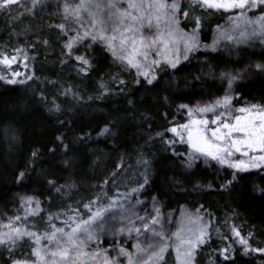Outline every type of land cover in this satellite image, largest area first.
<instances>
[{"label": "trees", "instance_id": "1", "mask_svg": "<svg viewBox=\"0 0 264 264\" xmlns=\"http://www.w3.org/2000/svg\"><path fill=\"white\" fill-rule=\"evenodd\" d=\"M74 2L22 0L0 13V50L27 52L33 67L22 83L0 80V226L13 222L49 233L55 218L76 214L86 220L90 209L84 206L90 204L103 212L107 229L90 246L112 248L123 245L128 234L119 229H127L141 210H158L156 232L169 237L189 212L201 216L208 232L194 264H264V252L253 250L264 248V168L240 172L207 157H195L189 167L192 152L170 131L197 115L198 105L221 97L230 96L235 107L264 105V69H251L264 65V5L233 19L205 11L222 21L210 26L212 38L199 37L208 47L173 69L166 66L163 75L156 71L151 80L119 64L100 39L84 51L91 67L82 71L86 65L67 47L78 33L60 27L65 6ZM219 27H232L228 36L236 51L210 43ZM231 72L238 75L229 93L224 76ZM27 197L34 200L26 204ZM152 218L143 222L151 225ZM144 223L135 221L140 232L134 229L132 239L159 247L163 238ZM173 240L159 264H175ZM34 248L24 238L14 246L0 243V264H35Z\"/></svg>", "mask_w": 264, "mask_h": 264}, {"label": "snow or ice", "instance_id": "2", "mask_svg": "<svg viewBox=\"0 0 264 264\" xmlns=\"http://www.w3.org/2000/svg\"><path fill=\"white\" fill-rule=\"evenodd\" d=\"M16 0H0V8H7L9 5L15 3ZM37 0H33L35 4ZM200 2V0H196ZM264 2V0H261ZM203 5L208 6L212 5L216 8H243L245 6L246 0H202ZM255 7V3L252 5ZM107 9L104 11L103 9ZM130 9H140L139 14H133L129 12ZM128 8H121L117 0H106L105 5L99 3H88L84 2L79 5L76 9H73V14L76 16L80 15V10L83 9L91 17H93L92 24L95 31L90 32L87 29L84 31V36L92 38H101L103 41H106L110 48L113 50L114 55H119L116 52V36L109 35V33H114V29L111 27L113 23V18H117L116 22L123 23L125 19H130L133 22H137L141 17L149 19V14L153 13L155 8V14L152 16V19L155 20L156 24H160L163 21L165 25V31L160 34L159 38H152L147 45L143 43L144 38L141 36L140 41H136L135 38H132V33L135 32L134 27H129L126 29L129 37H121V46L125 42L131 43V51L128 55H122L119 58L127 60L129 64L133 67H136L139 72L143 65L140 63L141 59H146L148 56L147 48H150L153 44H162L165 49L168 48L170 42L175 40H183L186 45V51H191L199 46L198 37L195 34L196 29H193L192 34L185 32L179 27V19L177 18V13L180 10L179 0H172V2H157L155 5L149 3L147 5L133 3L132 0H128ZM65 10H68V6H65ZM184 17L188 16V11L182 13ZM199 21V17H195ZM264 20V17L259 18ZM199 25H197L198 27ZM61 28H64V25H60ZM261 28L264 29V25H261ZM131 38V39H129ZM80 39L79 33L76 37H73L72 40L68 43L67 47L69 53L72 51L73 44ZM140 44V48L145 49L143 52L136 47V44ZM205 47H208L205 45ZM139 57V59H138ZM26 58V57H25ZM185 58L187 56L185 55ZM77 60L83 62L86 67L82 71H88L91 67V62L85 56H77ZM8 60H4V63H8ZM171 66L174 68L179 62L178 60H169ZM150 64L158 65L159 61L153 60ZM258 68H264V65H256ZM143 75L148 76L149 71L145 70ZM156 75L152 73L151 80H155ZM237 79L233 76L229 80V87H231L232 81ZM149 80V83H151ZM15 83V81H12ZM231 97L225 96L222 100H217L214 103L207 104L204 106L198 107L199 112H210L223 104L227 106L230 103ZM59 107L58 105L56 106ZM181 107L187 108V105H182ZM257 106L253 105L251 108H240L241 113H247V115H237L233 118V122L229 123L227 119H221V115L215 117V123L218 125L213 127L211 130L207 128L209 121L207 119L203 120H192L187 124L181 125L179 127L183 128L187 133V141L191 144L194 152L189 154V159L186 162L189 167H191L192 161L195 159L197 154H204L205 156L212 157L221 164H227L233 168L239 170H247L249 168H259L261 167L260 162H264V110L253 111ZM189 111H193L189 109ZM223 115V113H222ZM104 131H108L107 126ZM170 131L176 133L181 141L184 140V135L178 131L177 127H173ZM158 135H162L158 133ZM169 144L176 143L175 140H169ZM243 153L247 157V161L244 159L232 160V154L234 153ZM260 153V155H257ZM20 176L23 177L24 173H20ZM236 179L233 175V180ZM147 177H145V183H147ZM230 184L231 181H228ZM227 186V185H225ZM143 188V185H140ZM133 191H136L134 189ZM116 199V198H114ZM34 200V197H27L25 200L26 204H30ZM85 208H91L92 205L88 204L84 206ZM32 212H36L37 209H31ZM78 214V211H77ZM160 213L157 210V216L151 219V225L149 223H144L142 226L145 229H150L154 236L162 237V243L158 247V251H153L151 256L148 257L149 260H152L153 257L156 260H162L164 253L169 247L168 241L171 237L167 236L163 231L157 233L154 225L160 224V220L157 219ZM16 220H19L20 217H16ZM51 219V217H50ZM73 221V225L67 226L66 228H55L53 226V231L51 233H45L43 237L40 234L32 231H28L26 228L22 229L16 227L12 229L7 236L0 233V243L5 241L11 245H15L18 240H22L25 236L33 237L36 239L37 244L43 238H46L48 245L43 248L37 247L35 252L36 262L35 264H87V261L103 254L104 261L103 264H119L118 259L109 258L107 256L106 250H100L95 253L87 251V241H96L99 243L100 235L105 232L107 229L105 227L106 221L104 219L103 212L100 209H97L85 220L80 218L77 221V217L73 216L70 218ZM202 218L200 216L196 217V221L199 222ZM11 228V225H8ZM163 225H161V228ZM120 232L126 231V229H119ZM131 231V230H127ZM136 232H140L139 228L135 229ZM191 233V229H189ZM183 229H178L172 235L176 238L175 251L177 253V258L180 260V264H194L195 250L200 247L201 244L206 242L208 237L207 224H203L199 227L197 232L191 233L189 237H185L183 234ZM234 234L240 238V243L247 246L246 251L251 249L249 241L240 235L238 229L234 228ZM251 235V233H249ZM194 237V238H192ZM152 246L149 245V248ZM137 252H147L148 249H144L139 241L136 244ZM256 252H264V248H255L253 249ZM118 252L124 254L128 258V264H133V254L123 247L117 249ZM224 252L227 253L228 249H224ZM13 264H28L27 261H14Z\"/></svg>", "mask_w": 264, "mask_h": 264}, {"label": "rangeland", "instance_id": "3", "mask_svg": "<svg viewBox=\"0 0 264 264\" xmlns=\"http://www.w3.org/2000/svg\"><path fill=\"white\" fill-rule=\"evenodd\" d=\"M20 1H22V0H16L15 3L9 5L7 8H0V13L12 10L14 8V6H16L17 3H19ZM74 1H75L74 3L69 4V7H68L69 11L66 14H64V16H65V20L63 22L65 24L64 26L66 27V29L68 31L71 30L73 32L80 33L81 36H83L85 29H87L90 32H94L95 29H94V26L92 24L93 17H91L83 9L80 10V15L76 16L73 14V9H76L79 5H81L84 2L99 3L103 6L106 4V0H74ZM117 2L119 4V7L128 8V0H117ZM132 2L137 3V4H144V5L151 3V4L155 5L157 2H161V0H132ZM162 2L170 4L172 2V0H162ZM179 3H180V10L177 13V18L180 21L179 27L189 34H192L193 29H196L195 34L198 37L199 46L197 48L191 50V51H186L187 45L183 40H175V41L170 42L167 49H165L162 44H153L150 48H147V52H148L147 58L140 60V63L143 65V67H141L139 72L137 71L136 67H133L131 64H129L127 60H123V59L119 58L122 55H128L129 52L131 51V47H132L131 43L125 42L123 44V47L121 46V37L122 36L123 37H129V34L126 31L127 28L134 27L135 32L132 33V38H135V40L139 42L140 38L142 36L144 38L143 43L145 45H147L152 38L158 39L160 34L165 31V25H164L163 21H161L160 24H156L155 20L152 19V16H154V14H155V8H154L153 13L149 14V19H151V23H149L148 19H145L143 17H141V19L137 22H133L130 19H125L123 21V23L116 22L117 18H113V23H112L111 27L114 29V33H109V35L114 34L116 36V40L114 41V43L116 44V52L119 53V55L113 54V50L110 48L109 44L106 41H103L101 38H95L94 39L91 36H89L87 38H81L80 37V39L73 44V46H74V48L72 49L73 54L76 57L79 56L77 54L78 52H76V51L80 48L83 51V52H81L80 56H84L85 55L84 51L91 50V46L95 42V40L100 39L104 43L105 47H107V49L110 52V54L112 55V57L115 58L119 64H121L123 66L133 67L136 69L138 74L140 73L139 75L141 77L151 79L152 73H155L156 71H158V73L162 74V75L167 73L166 72V70H167L166 66H169L173 69L171 64L168 62L170 59L171 60H178L179 62L176 64V66H178L182 61L189 58L190 54L194 53L195 50H197L199 47L203 48V50H205V48H206L205 43L202 44L199 40V37L202 39H208L209 37L212 38V35L209 34L210 26L222 22L221 18L219 19L218 16H216L214 14H210V13L205 12V11L212 10L214 12H218L220 14L227 16V18H228V15H231L232 16L231 19H233V18H235V16H242V13L244 11L249 12L251 9L255 10L260 5H264V2H261V0H246L245 6L243 8H240V7L216 8L212 5L205 6V5H203L202 0H200V2H196V0H179ZM253 3H255V5H256L255 7L252 6ZM103 10L107 11L106 8ZM128 10H129V12H131L133 14H139V11H140L139 8L135 9V10L128 8ZM184 11H188L187 17H184L182 15V13ZM225 13H227V14H225ZM251 14H252V12H251ZM195 17H199V21H197L195 19ZM212 19H213V21H212ZM251 21H252L251 18L248 19V22H247L248 27H250V24L252 23ZM197 25H199V26L197 27ZM236 25L237 26H235L234 29H238L240 27V24L237 23ZM231 30H232V27H229V28L219 27L218 29H216V32L213 33L214 38L210 41V43L212 45L216 44L217 46L215 48H217V49H222L225 51H236V45L233 44V41L231 42V40H229V36H228L229 35L228 33ZM129 39H131V38H129ZM249 45L252 47V43H249ZM136 47L139 48L141 52H143L145 50L143 48H140L139 43L136 44ZM185 55L187 56V58H185ZM138 59H139V57H138ZM249 59H250L249 56H247L246 61L249 62L248 61ZM4 60H8L9 62L4 63ZM153 60L159 61V64L158 65L150 64V62ZM258 64H259V62L253 63L251 65V69L252 70H255V69L259 70L260 68L255 67ZM32 69H33V67L31 65L30 56L27 54V52L22 51L20 49H12L9 51H6V49L0 50V80L2 82L8 83V84L22 83L31 77L32 71H33ZM262 69H264V68H262ZM145 70L149 71L148 76L143 75V72ZM237 75L238 74L231 72V73H226L224 77H226V79H228V81H229L233 76L237 77ZM12 81H15V83H13ZM230 90H232V89L230 87H228L227 91L229 93H230ZM222 98L223 97H221L217 100H222ZM217 100H215V101H217ZM204 105L205 104H203V105L201 104V105H198V107L204 106ZM232 105L233 104L230 101V103H228L227 106H224L223 104H221V105L217 106L214 109V111L204 112V113L199 112L198 107H197L196 110H197L198 114L190 117L189 120H187L186 122H184L181 125L187 124L192 120L207 119L209 121L207 128L209 130H211L213 127L218 126L215 123V117L217 115H221L222 120L227 119L229 123H232L233 118L235 116L247 115V113H241L239 111L240 108H251V106L255 105L257 107L255 109H252L253 111L264 110V105H261L258 103H246L242 106H236V107L232 106ZM222 113H223V115H222ZM181 125L175 126V127H177L178 131H180L182 133V135H184V140L181 142L183 144H185L186 146H188L189 150L193 153L194 150L192 149L191 144L188 143V141H187L186 131L183 128L179 127ZM173 136L178 137L176 135V133H174V132H173ZM257 155H260V153H257ZM196 157H207V158H209L215 162H218L215 159H213L212 157L205 156L204 154H197ZM231 159L232 160L244 159L247 161V157L243 153H239V152L232 154ZM260 163H261V167L249 168L247 170H239V169L233 168L227 164H223V165L228 166V167H230L234 170L240 171V172H245V171L258 170V169L264 168V162H260ZM88 209H90L89 214L91 215L93 212H95L98 209V207L93 206V208H88ZM185 212H187V211H185ZM73 216L77 217V221L81 218L79 215L72 214V215L67 216L66 218H55V219H53V221L51 220L52 231L54 230L53 226H55V228H66L67 226L73 225V221L70 219ZM156 216H157L156 209H154L153 207L149 208V209L146 208L144 210H141V216L136 220L144 223L143 221L147 222L148 220H150V217L152 218V217H156ZM197 216H199V215H191V214H189V212H187L186 214H184L182 216L183 217L182 221L184 223L180 224L178 229H181V228L183 229L182 234L186 238L189 237L191 235V233L197 232L199 227L201 225L205 224L204 221H202V219L199 222H197L196 221ZM136 220H134L132 223L127 225L128 227L125 231V234H128V236L124 237L125 241L122 243L123 245L117 246V244L119 243V242H117L115 245L116 247L101 248V247H98L96 245V243H94V244H92V246H90L89 241H87V251L95 253V252L100 251V250H106L107 256L109 258L118 259L119 264H128L127 256L117 251V249L119 247H123L133 254V264H159L165 258H168L169 255L165 256V258L163 255L162 260H156L155 257H153L152 260H149L148 257L151 256L153 251H158V247H155V249H151V248H149L148 243H145V241H143V240H139V242L142 245V247L144 249H148V251L147 252H144V251L137 252V249H136L137 241H136V239L135 240L132 239V233H133L132 231L134 229H136V226L134 228L133 225H135ZM5 225L6 224L0 226V233L5 234V237L7 236V234L12 229H14L16 227H20L22 229L25 228L24 227L25 225L14 224L13 222L10 223L11 228H9V227L3 228V226H5ZM129 225L130 226L132 225V226L130 227ZM189 229H191V233L189 232ZM127 230H131V231L127 232ZM177 230H173V232L170 234V237H173V239H174L173 240L174 241L173 247H172L173 248L172 258L175 261V264H180V260L177 258V253L175 251L176 238L172 235ZM32 232H34V231H32ZM51 232H49V233H51ZM38 234H40V236L43 237L45 233L39 232ZM192 238H194V237H192ZM24 239H27V241L34 244V246H35L34 250L38 246L43 248L44 246L48 245V241L46 238L41 239L39 241V245L37 244L36 239L33 237L25 236ZM125 242L129 243L130 247L127 248L126 246H124ZM161 243L159 245H161ZM169 250H170V246L168 247L167 251H169ZM33 256H35V252H34ZM103 261H104V256H103V254H101L98 257H95L93 259L88 260L87 264H103Z\"/></svg>", "mask_w": 264, "mask_h": 264}]
</instances>
